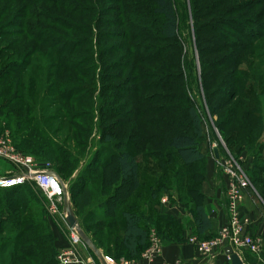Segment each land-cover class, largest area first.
I'll use <instances>...</instances> for the list:
<instances>
[{
    "label": "rangeland",
    "instance_id": "1",
    "mask_svg": "<svg viewBox=\"0 0 264 264\" xmlns=\"http://www.w3.org/2000/svg\"><path fill=\"white\" fill-rule=\"evenodd\" d=\"M174 4L178 35L167 40L159 33L161 17L154 11L153 0H0V49L18 40L16 34L23 31L24 25L35 36L43 28L59 50L75 52L67 55L76 65L77 72H71L75 77L60 83L80 89L74 91L76 101L61 104L79 113L75 122L87 133L79 138L83 145L66 142V133L58 134V141L77 159L69 164L62 154L61 160L51 158L47 165L67 183L76 216H92L87 225L85 218L78 222L91 243L97 247L95 242L103 241L97 248L117 263L142 262V252L148 248L145 246L135 257L128 256L122 243L124 209L140 213L149 223V233L155 231L160 237L165 233V224L173 222L163 210L162 197H167L166 206H180L188 216L194 211L193 206L185 204L189 200L187 182L203 164L190 168L184 165L177 151L168 146L166 135L171 126L184 129L186 120L174 115L184 105L194 104L201 116L204 137L199 147L207 149L209 156L217 157V149L218 157L224 159L240 149L236 159L246 171L257 160H264V134L257 141L256 151L251 150L252 145L241 150L242 141H237L239 137L242 140L238 132H248L259 121L264 125V0H174ZM33 43L29 41L28 45ZM48 48L38 45L41 53ZM34 59L41 62L37 56ZM50 63L55 72L56 60ZM32 67L30 64L28 70ZM45 81L36 82L38 90L54 98L58 84L49 77ZM124 90L133 94L125 95ZM100 101L104 102L103 116L98 110ZM246 115L249 127L242 124ZM174 117L172 124L170 119ZM98 149L104 151L97 166L106 155L111 157L121 150L129 151L139 164L138 183L130 192L135 180L121 185L117 173L109 170L106 193L115 196L109 209L111 217L106 221L114 226L102 230V234L96 222L106 218L90 207L103 201L100 193L89 205L87 197L75 200L70 192L79 184V176L92 167L90 162ZM245 154L250 160L246 165L242 159ZM98 168L100 174L102 165ZM12 169L11 163L0 159V174ZM218 169L227 185L221 163ZM20 192L21 202L10 211L11 216L0 217V223H5L0 233V264H30L25 250L32 244H26V239H44L45 230L51 234L53 231L56 238L55 229L68 241L69 248L75 247L77 253L79 248L85 251L81 264H86L90 256L98 262L83 240L74 245L65 219L50 212L49 199L36 185L28 184ZM0 197L9 199L10 195L1 190ZM11 219L18 220V240H13L16 225Z\"/></svg>",
    "mask_w": 264,
    "mask_h": 264
},
{
    "label": "trees",
    "instance_id": "2",
    "mask_svg": "<svg viewBox=\"0 0 264 264\" xmlns=\"http://www.w3.org/2000/svg\"><path fill=\"white\" fill-rule=\"evenodd\" d=\"M153 2L155 4L154 11L161 17L160 35L167 40L176 38L178 35V19L174 0H153ZM22 27L23 31L16 34L18 40L8 42L0 49V134L9 130L14 145L22 152L34 156L41 166H46L51 158L61 160L62 154L66 156V162L72 164L71 162H75L77 158L72 157L70 148L58 141L57 135L62 132L66 133L64 137L66 142L71 141L73 144L83 145L79 138L82 137V134L87 133L75 122L79 113H72L71 109L67 110V107L61 104L62 101H76L74 91L80 89L79 86L69 88V86L60 83L63 80H73L75 77L71 72H77L76 65L67 58L68 54L72 55L75 52L74 50H59L58 44L54 45L53 42H50L49 37L51 34H48L43 28H40L41 31L35 36L30 32L28 26L23 25ZM200 32L198 30L197 34ZM209 32L213 33V30H209ZM29 41H34V43L28 45ZM38 45L49 48L41 53ZM34 56L40 58L41 62L38 59H34ZM51 60H56L57 62L55 72L52 70L54 64L50 63ZM30 64L33 65L32 71L28 70ZM37 71L39 74L36 73ZM47 77L53 78L55 83L58 84V90H55V94H53L54 98H50L48 92L38 90V85H36L37 81H47ZM132 94L131 91L126 90L125 92V95L128 96ZM103 103L100 101L98 105V110H100L102 116L104 111ZM176 114L179 115L180 120H186V124L181 131L174 126L169 128V132L166 133L168 135V146L177 151L181 161L189 168L203 164V168L194 170L192 178L188 179L189 200L185 203L194 207L193 223L195 230L197 233H203L211 228L212 222L203 205L202 183L205 178L206 155L199 149L204 137L202 119L196 106L189 103L184 105L182 110L174 113L177 118ZM176 118L170 119L172 124ZM229 122L228 120L227 123ZM248 122L249 115H246V119L242 122L243 126L249 127ZM263 126V123L259 121L255 126H250L251 128L248 132L243 130L238 132L242 136V140H240L241 137L237 139V141H242L241 150L248 145L254 146L251 149L253 151H256L255 148L258 149L259 142L257 141L264 134ZM101 149H98V153L94 155V163L93 161L90 162L93 164L92 167H88L87 169L89 170L79 176V184L71 188L70 191L72 199L77 200L78 197L80 198L84 195L87 200H90L89 205L92 203L94 195L100 193V199H103V201L97 202L98 205L90 206L92 210L97 209L96 211L102 212V217L106 218L105 221L99 220V222H96L99 224L100 234H102V230L103 232L108 231L114 226L112 222L106 221L111 217L109 216V209L113 207L111 206V201L112 197L115 196V194L107 196L108 194L106 193L107 176L111 177L109 170L113 169L117 173L121 185H124L130 179L135 180V185L129 188V192L137 185L139 173V164L136 158L129 151L121 150L120 152L112 153L111 157L106 155L104 160L99 161V166L101 167L102 165V171L99 174L97 160L104 151ZM238 151L232 153L235 158H239L240 152L238 153ZM107 156L109 159L106 158ZM247 173L264 198V160H257L253 167L248 168ZM96 174L97 178H95ZM27 185L11 188L0 187V191L4 190L10 195L9 199L0 197V204L2 205L0 217H4L6 214L9 217L11 216L10 211L21 202L19 196L22 193L20 190L27 188ZM120 187L117 190V197H119L121 191ZM16 210L18 211L19 208ZM78 217L80 221L85 218L86 225L92 219V216H89L88 219H86V216ZM121 218L123 222L122 243L124 249L130 258L135 257L149 244V223L144 222L140 213L126 209L122 211ZM11 221L16 225L14 226L15 229H13V233L16 234L13 240H18L19 232L16 230L19 225L18 220L11 219ZM4 229L5 223L3 224L2 222L0 223V233ZM45 231L42 235L45 240L42 237L26 239V244H32L30 248L25 250V253H28L30 258V264H57L58 249L55 245L56 238L53 237V231V235L48 230L46 233ZM95 243L99 248L103 241H100L99 244ZM92 253L96 258L98 257L94 251ZM12 254L16 253L12 252Z\"/></svg>",
    "mask_w": 264,
    "mask_h": 264
},
{
    "label": "built area",
    "instance_id": "3",
    "mask_svg": "<svg viewBox=\"0 0 264 264\" xmlns=\"http://www.w3.org/2000/svg\"><path fill=\"white\" fill-rule=\"evenodd\" d=\"M220 157L216 160L221 163L227 177L226 196L228 220L220 229L218 234L213 237L199 239L191 236L189 241L195 246L196 250L206 256L213 257L218 250L225 251L227 246H231L235 252L241 253L248 250L252 253H259L261 250L260 240L247 230L250 218L240 213V205L245 197L246 190L251 186L246 169L240 161L233 156ZM0 159L12 164L13 169L0 174V187L11 188L14 186L34 184L49 199V210L53 214H60L64 218L65 199L68 198V185L48 165H39L36 158L19 150L13 143L10 132L6 130L0 134ZM61 202V204H60ZM162 205L167 203V197L161 198ZM66 222V221H65ZM68 225V224H67ZM71 240L74 245L83 242L76 228H70ZM85 243V242H83ZM87 246V244H86ZM71 246L60 251L58 256L59 264H81L83 259ZM163 248L161 237L155 232L149 233L148 248L142 253V262H132L122 260L117 263L114 258L104 255L106 264H145L151 263ZM98 264H103L99 257ZM144 261V262H143ZM86 264H95L93 260H88Z\"/></svg>",
    "mask_w": 264,
    "mask_h": 264
},
{
    "label": "crops",
    "instance_id": "4",
    "mask_svg": "<svg viewBox=\"0 0 264 264\" xmlns=\"http://www.w3.org/2000/svg\"><path fill=\"white\" fill-rule=\"evenodd\" d=\"M199 149L207 157L205 162V178L202 183L204 194L203 205L212 222V226L203 233H197L193 223V213L191 216H188L187 210H183L180 206L163 205V210L170 215L169 217H173L172 221L174 224L173 222L170 225L168 223L165 224L166 230L161 237L164 244L162 252L151 263L145 264H232L230 257L225 251L218 250L215 256L210 257L199 253L195 246L189 242L190 236H197L199 239L216 236L228 220L226 179L222 171L220 172L218 169L219 163L216 160L218 157L213 158L211 154L209 156L207 149L200 147ZM246 157L245 154L242 158L245 162L244 165L250 162ZM240 213L250 218L247 230L260 240L261 246L259 253H252L248 250L242 251L239 255L243 260V264H264V199L261 197L259 188L250 186L246 190L245 197L240 205ZM166 222L169 221L166 220ZM55 237V245L58 251L69 248L70 244L68 241L57 235L56 229ZM78 253L82 258L81 254L85 253V251L79 248ZM89 258L95 264L99 263L93 257L90 256Z\"/></svg>",
    "mask_w": 264,
    "mask_h": 264
},
{
    "label": "water",
    "instance_id": "5",
    "mask_svg": "<svg viewBox=\"0 0 264 264\" xmlns=\"http://www.w3.org/2000/svg\"><path fill=\"white\" fill-rule=\"evenodd\" d=\"M215 153H216V156L218 157L219 155H218L217 149H215ZM71 205L72 204L69 202L68 198L65 199L64 219L66 223L68 224L70 228L77 229L80 237L85 242V244H87V246H90L93 249V251L99 257V259L101 260L103 264H106L104 260V255L102 254V252H100V250L94 244L91 243L89 237L84 233L82 228L79 226L78 217L76 216L75 211L73 210V207ZM225 253L230 257L232 264H243V260L241 259L239 253L235 252L231 246H227L225 248Z\"/></svg>",
    "mask_w": 264,
    "mask_h": 264
}]
</instances>
